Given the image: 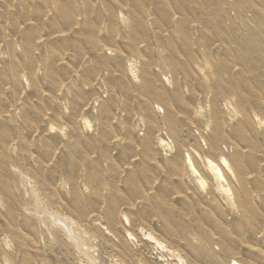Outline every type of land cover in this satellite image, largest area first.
<instances>
[{"label": "rangeland", "instance_id": "1", "mask_svg": "<svg viewBox=\"0 0 264 264\" xmlns=\"http://www.w3.org/2000/svg\"><path fill=\"white\" fill-rule=\"evenodd\" d=\"M233 263L264 264V0H0V264Z\"/></svg>", "mask_w": 264, "mask_h": 264}, {"label": "bare ground", "instance_id": "2", "mask_svg": "<svg viewBox=\"0 0 264 264\" xmlns=\"http://www.w3.org/2000/svg\"><path fill=\"white\" fill-rule=\"evenodd\" d=\"M223 166H226L227 165V163H226V161L225 160H221V162H220ZM206 170L208 171V172H211L212 174H214V175H217V177H218V174L217 173H219L220 175L219 176H221L222 177V174H221V171L217 168V166H215L213 163H211V162H208L207 164H206ZM216 177V180H218V178ZM220 177V178H221ZM219 181V180H218ZM233 264H236V263H233Z\"/></svg>", "mask_w": 264, "mask_h": 264}]
</instances>
